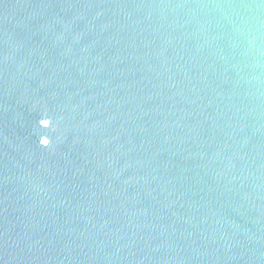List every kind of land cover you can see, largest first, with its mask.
Instances as JSON below:
<instances>
[{
    "label": "water",
    "instance_id": "95a60500",
    "mask_svg": "<svg viewBox=\"0 0 264 264\" xmlns=\"http://www.w3.org/2000/svg\"><path fill=\"white\" fill-rule=\"evenodd\" d=\"M0 264H264V0H0Z\"/></svg>",
    "mask_w": 264,
    "mask_h": 264
},
{
    "label": "snow or ice",
    "instance_id": "6c2138e0",
    "mask_svg": "<svg viewBox=\"0 0 264 264\" xmlns=\"http://www.w3.org/2000/svg\"><path fill=\"white\" fill-rule=\"evenodd\" d=\"M45 142H47V141H45Z\"/></svg>",
    "mask_w": 264,
    "mask_h": 264
}]
</instances>
